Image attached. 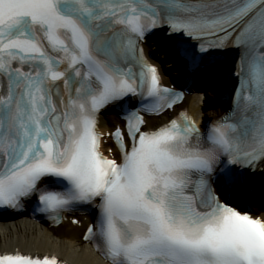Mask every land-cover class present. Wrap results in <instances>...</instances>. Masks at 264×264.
I'll use <instances>...</instances> for the list:
<instances>
[{
    "label": "snow or ice",
    "instance_id": "snow-or-ice-1",
    "mask_svg": "<svg viewBox=\"0 0 264 264\" xmlns=\"http://www.w3.org/2000/svg\"><path fill=\"white\" fill-rule=\"evenodd\" d=\"M157 29L189 80L213 49L237 52L233 106L210 129L180 113L144 130L183 99L141 47ZM110 106L125 121L109 133L119 162L100 151ZM260 164L264 0H0V207L59 221L94 205L84 238L108 264H264V219L230 202ZM0 264L57 261L17 252Z\"/></svg>",
    "mask_w": 264,
    "mask_h": 264
},
{
    "label": "bare ground",
    "instance_id": "bare-ground-1",
    "mask_svg": "<svg viewBox=\"0 0 264 264\" xmlns=\"http://www.w3.org/2000/svg\"><path fill=\"white\" fill-rule=\"evenodd\" d=\"M147 50L154 52L152 61L157 65L163 64L164 67L170 66V61H162L163 51L156 50L155 44H151L147 47ZM216 78L214 82H210L219 89L221 78L219 73H215ZM163 79L166 83H170L171 80L167 79L163 75ZM205 83V84H204ZM203 81L201 83H195L192 85L191 90L194 91L191 97L185 98L179 105L175 106L174 110H171L170 114L177 112L178 109L187 108L193 118L199 122L203 121L208 116V111L202 108V100L196 98L202 97L204 93L206 96H213L214 92L207 88V83ZM211 85V84H210ZM208 87V86H207ZM213 87V86H212ZM205 88V89H204ZM205 90V91H204ZM217 92V91H216ZM215 92V93H216ZM206 96L204 97L206 99ZM222 112V109L220 110ZM149 120H155L157 122H163L167 120L166 113L159 117H152ZM117 122L115 115H109L107 118H101L99 126L102 130H109ZM264 169V164L260 165ZM252 196H257V201L264 204V192H258L256 190L250 193ZM255 211V215H259L264 219V209H260L257 205L252 204ZM80 225H74L70 220L62 223L63 228L57 226L46 225L44 228L40 226L35 220L27 217L22 219H15L13 222L0 221V253L9 252H21L26 254L36 255H55L60 260L69 264H107L102 258L97 256L93 252V249L86 244L79 242V245L75 242L78 239V234L81 228L89 222L88 216H77Z\"/></svg>",
    "mask_w": 264,
    "mask_h": 264
},
{
    "label": "rangeland",
    "instance_id": "rangeland-1",
    "mask_svg": "<svg viewBox=\"0 0 264 264\" xmlns=\"http://www.w3.org/2000/svg\"><path fill=\"white\" fill-rule=\"evenodd\" d=\"M213 106V105H212ZM210 107V108H212L211 110H212V114H211V112H210V115H215V111L216 112H218L219 111V108L216 106V105H214V107ZM216 106V107H215ZM76 243H77V245H79L78 243H79V240H77L76 241Z\"/></svg>",
    "mask_w": 264,
    "mask_h": 264
}]
</instances>
